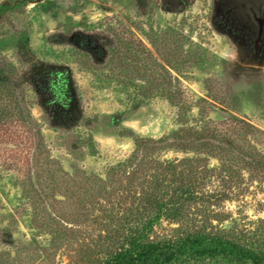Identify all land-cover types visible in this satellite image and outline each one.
I'll return each mask as SVG.
<instances>
[{
	"label": "rangeland",
	"instance_id": "374dc122",
	"mask_svg": "<svg viewBox=\"0 0 264 264\" xmlns=\"http://www.w3.org/2000/svg\"><path fill=\"white\" fill-rule=\"evenodd\" d=\"M3 5L0 67L9 64L26 123L0 131V264H84L78 253L96 248L104 229L96 222L98 207L68 202L62 190L47 199L50 169L107 181L109 170L135 152L131 135L157 140L231 117L264 132V0H0ZM177 90L169 100L167 93ZM245 139L264 153L256 138ZM150 156L220 165L209 153L171 146ZM239 173L240 183L228 190L207 181V191L229 195L213 207L220 221L212 224L262 246L264 178ZM193 219L183 228L200 227L203 218ZM170 227L176 225L163 222L155 233L169 234Z\"/></svg>",
	"mask_w": 264,
	"mask_h": 264
},
{
	"label": "trees",
	"instance_id": "16d2710c",
	"mask_svg": "<svg viewBox=\"0 0 264 264\" xmlns=\"http://www.w3.org/2000/svg\"><path fill=\"white\" fill-rule=\"evenodd\" d=\"M7 8L1 6L0 12ZM7 64L4 60L3 68L0 67L1 132L25 127L26 123ZM180 93V90L174 95L167 93V98L172 100ZM130 137L135 152L109 170L107 181L82 172L73 178L62 176L57 169L49 170L47 199L55 200V191L62 190L68 202L76 200L82 208L87 204L90 209L98 207L102 214L95 217L99 218L98 225H104L101 236L95 240L96 248L82 250L78 261L84 264H264V245L251 247L212 224L220 221L213 207L228 200L229 195L221 190L205 189L210 178L226 190V186L235 187L241 180L239 170L264 178V153L245 139L256 138L255 143L264 144V132L244 119L231 117L209 129L182 128L157 140ZM167 146L183 152L209 153L219 159L220 165L208 168L202 158L160 160L150 156ZM236 151L240 156L234 154ZM98 198L103 202L93 203ZM88 216L84 222L89 220ZM194 216L203 218L200 227L183 228L184 224L195 223ZM163 222L176 227H170L169 234L157 236L155 227Z\"/></svg>",
	"mask_w": 264,
	"mask_h": 264
}]
</instances>
